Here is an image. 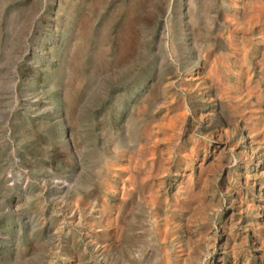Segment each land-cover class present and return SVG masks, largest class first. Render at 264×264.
Returning a JSON list of instances; mask_svg holds the SVG:
<instances>
[{
    "label": "rangeland",
    "instance_id": "obj_1",
    "mask_svg": "<svg viewBox=\"0 0 264 264\" xmlns=\"http://www.w3.org/2000/svg\"><path fill=\"white\" fill-rule=\"evenodd\" d=\"M0 264H264V0H0Z\"/></svg>",
    "mask_w": 264,
    "mask_h": 264
}]
</instances>
